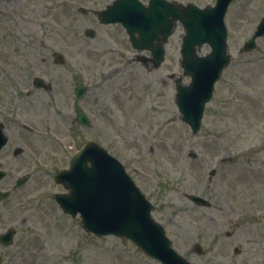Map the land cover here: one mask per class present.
Masks as SVG:
<instances>
[{"label":"rangeland","instance_id":"rangeland-1","mask_svg":"<svg viewBox=\"0 0 264 264\" xmlns=\"http://www.w3.org/2000/svg\"><path fill=\"white\" fill-rule=\"evenodd\" d=\"M112 1L0 0V123L10 138L0 153L9 171L1 186L10 189L18 178L30 177L0 204V235L17 231L12 246H0V264H160L126 239L86 234L80 217L65 215L53 201L54 194L65 193L54 175L91 141L124 164L153 204L154 219L188 261L264 264V38L255 51L240 53L263 17L264 0L230 6L232 61L196 136L181 120L170 80L183 75V27L170 38L165 64L149 72L134 62L137 54L122 26L100 25L78 11L104 9ZM175 1L201 8L216 3ZM87 29L95 38L84 36ZM56 51L65 55L63 66L53 63ZM209 51L204 46L200 53ZM35 78L50 82L52 91L36 90ZM83 82L88 94L81 105L91 128L75 121L73 91ZM18 147L24 153L15 159ZM192 152L197 160L188 157ZM224 158L231 162L221 164ZM212 170L218 172L210 179ZM188 195L212 206L199 207ZM196 243L203 256L194 252Z\"/></svg>","mask_w":264,"mask_h":264},{"label":"water","instance_id":"water-1","mask_svg":"<svg viewBox=\"0 0 264 264\" xmlns=\"http://www.w3.org/2000/svg\"><path fill=\"white\" fill-rule=\"evenodd\" d=\"M235 0H217L214 7L204 9L193 4L171 3L165 0H152L145 8L138 0H116L107 10L97 12L103 24H122L127 30L133 47L139 51L151 50L155 67L165 61V44L179 21L185 36L181 48V66L184 76L191 77V83L183 86L182 79L176 81V105L182 115V121L188 124L194 135L198 134L206 104L212 99L215 84L223 70L230 64L231 56L227 44L228 32L225 15L230 4ZM136 33L139 37H136ZM93 37V32H87ZM264 37V17L252 38L245 43L241 53L256 48L257 39ZM208 44L211 52L200 56L198 50ZM57 63L64 61L56 55ZM141 59V58H140ZM36 85L43 87L41 80ZM85 90L77 89L81 99ZM77 121L90 126L88 118L79 110L76 102ZM7 144V137L0 126V151ZM23 153L16 150V155ZM191 158H197L192 153ZM223 162H226L224 160ZM217 174L212 171L210 177ZM6 173L0 171V180ZM56 184L65 186L69 195L57 194L55 200L62 210L72 217L81 215L83 229L97 237L113 235L132 241L150 258L161 264H191L173 247L166 232L157 223L151 212L152 204L141 193L123 165L95 143L82 147L72 158L69 170L57 174ZM26 180H19L17 186H23ZM10 192L0 191V202L10 196ZM198 206L211 207V203L198 196H188ZM15 230L10 229L0 236L4 246L14 242ZM195 252L203 255L199 244Z\"/></svg>","mask_w":264,"mask_h":264},{"label":"flooded vegetation","instance_id":"flooded-vegetation-1","mask_svg":"<svg viewBox=\"0 0 264 264\" xmlns=\"http://www.w3.org/2000/svg\"><path fill=\"white\" fill-rule=\"evenodd\" d=\"M144 4H148L149 3V1L150 0H146V2H145V0H141ZM90 12H86V13H84L83 15L84 16H93L96 20H97V17H96V15H95V11H97V10H95V11H93V10H89ZM98 21V20H97ZM131 47V46H130ZM131 49H132V51H134L133 50V48L131 47ZM146 53H148V52H146ZM54 63V62H53ZM115 73V70H113V74ZM88 89V88H87ZM87 94H88V91H87ZM82 107H84V106H82ZM85 109V108H84Z\"/></svg>","mask_w":264,"mask_h":264}]
</instances>
